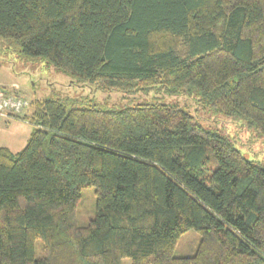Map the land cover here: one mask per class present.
<instances>
[{"label": "trees", "instance_id": "1", "mask_svg": "<svg viewBox=\"0 0 264 264\" xmlns=\"http://www.w3.org/2000/svg\"><path fill=\"white\" fill-rule=\"evenodd\" d=\"M0 39L76 83L196 96L264 137V0H0ZM80 103L9 115L34 129L21 151L0 142V264H264L263 166L179 104ZM189 230L197 252L177 257Z\"/></svg>", "mask_w": 264, "mask_h": 264}, {"label": "rangeland", "instance_id": "2", "mask_svg": "<svg viewBox=\"0 0 264 264\" xmlns=\"http://www.w3.org/2000/svg\"><path fill=\"white\" fill-rule=\"evenodd\" d=\"M0 90L8 97H19L29 102L20 115L30 114V101L35 99L64 98L78 100L80 105L95 104L107 109H124L138 104L165 103L179 104L200 120L207 128L217 131L230 139L234 146L248 159L264 167V137L247 127L244 121L227 117L212 109L203 110L198 106L196 96L185 94L170 95L162 90L147 93L137 91L123 93L103 92L90 83H76L42 58L22 56L8 41L0 39ZM13 113H11L12 115ZM34 129L29 122L0 117V142L13 152L21 151ZM97 208L96 189L88 186L82 189L77 215L80 225H87L95 218ZM200 234L189 230L183 234L175 250V256L187 257L197 252ZM36 258L44 256L43 243L35 245ZM122 264H132L131 258L122 259Z\"/></svg>", "mask_w": 264, "mask_h": 264}, {"label": "built area", "instance_id": "3", "mask_svg": "<svg viewBox=\"0 0 264 264\" xmlns=\"http://www.w3.org/2000/svg\"><path fill=\"white\" fill-rule=\"evenodd\" d=\"M28 104L29 102L23 98L8 97L0 91V117H8L11 113L21 114Z\"/></svg>", "mask_w": 264, "mask_h": 264}]
</instances>
